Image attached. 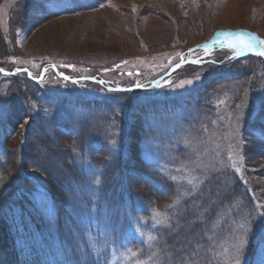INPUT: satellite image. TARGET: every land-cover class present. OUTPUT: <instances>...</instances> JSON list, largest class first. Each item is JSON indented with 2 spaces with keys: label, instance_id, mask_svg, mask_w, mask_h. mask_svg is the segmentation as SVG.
I'll list each match as a JSON object with an SVG mask.
<instances>
[{
  "label": "rangeland",
  "instance_id": "obj_1",
  "mask_svg": "<svg viewBox=\"0 0 264 264\" xmlns=\"http://www.w3.org/2000/svg\"><path fill=\"white\" fill-rule=\"evenodd\" d=\"M69 1L83 5V9L77 7V12L67 16L49 17L50 6L45 0H0V67L9 72L26 69L30 77L38 78L42 68L53 65L59 74L86 76L97 81L72 84L56 79L49 70L39 82L29 81L24 73L0 75L1 164L7 162V154L11 156V166L4 169L0 178L5 185L16 187L18 182L14 183L8 174L18 166L25 177L34 180L36 186L28 193L32 192L30 198L35 199L45 215L48 227L42 237L33 239L34 247L40 246L38 252L45 257L56 258L46 264H82L76 258L78 243L75 246L72 235L69 248H59L56 238L62 230L58 228L67 227L64 220L68 212L78 214V225L82 226L88 219L96 224L104 210L95 212L92 200L100 189L103 171L117 163L135 160V156L144 159L151 170L148 173L158 175L160 183L173 191L174 198L169 197L172 193L166 196L167 209L162 210L153 209L148 201H142V196H136L134 215L126 220L122 243L125 248L119 250L117 244L109 264H145L136 260V256L147 247L151 249V258L160 259L156 247L163 246L164 232L160 234V231L173 222L178 198L213 191L218 199L217 184L229 187L225 185L226 179L220 181L215 176L210 183L201 185L200 180L209 173L227 170L232 184L251 188L249 199L257 207L256 213L252 212V221L261 222L264 216V66L261 62L241 61L227 67L188 71V75L171 83L164 81L147 96L110 90L106 86L127 88L152 76L161 77L166 68L179 60L180 49L206 42L219 29L254 31L264 41V0L65 2ZM61 9L56 7L57 11ZM135 71L139 75L134 76ZM239 74H243L242 79L234 80ZM213 76H229L226 80L230 83L220 82L211 94L203 95L201 85ZM254 78L256 88L252 85ZM187 80H193L195 86L180 87ZM231 89L233 94L248 96L234 99L229 94ZM206 101L209 105L204 107ZM160 109L166 112H157ZM25 120L28 123L21 128ZM131 146L134 154L129 152ZM242 146L246 147V161L238 154ZM236 177L240 179L235 180ZM42 186L60 201L61 222L51 207L53 199L47 198ZM244 194L233 199V206L224 207L220 219L240 220L234 209L243 205L240 199ZM86 200H91L89 205ZM203 218L204 214L200 220ZM222 225L215 222L204 237L209 233L213 237ZM200 230L196 237L204 231ZM234 232L227 237L232 239ZM97 233L88 231V240L93 244H98L102 237V232ZM134 242L139 245L134 247ZM99 245L103 244L99 242ZM80 249L83 255L88 254V247ZM221 249L222 244L212 248L208 264H234L236 245L231 244L225 252ZM207 250L205 244L198 248L199 253ZM257 256L261 258L260 264L264 263V245Z\"/></svg>",
  "mask_w": 264,
  "mask_h": 264
},
{
  "label": "trees",
  "instance_id": "obj_2",
  "mask_svg": "<svg viewBox=\"0 0 264 264\" xmlns=\"http://www.w3.org/2000/svg\"><path fill=\"white\" fill-rule=\"evenodd\" d=\"M45 1H47V4L50 6L51 13L49 14L51 16L49 17H58L57 15L67 16L77 12V7H79V9H83V5L79 4L76 6L74 5V2L71 1ZM56 7L62 9L57 11ZM246 61L260 63V59L256 57H252ZM233 64H237V62L231 63L230 65ZM260 65L264 66V63H260ZM206 67L208 66H205L204 68ZM199 69L200 68H197L196 66H188L187 69L185 68V73L188 75V71L195 72ZM183 74L175 72L164 81L171 83L172 80L183 76ZM242 75L243 74H239L234 80L242 79ZM216 78L220 79L218 80L219 82L214 83L212 80H210L208 82L207 88H205V93L212 92L214 87H217L216 84L220 82L222 84L230 83L226 80L229 78V76L223 78L218 76ZM252 85L256 88L257 81L255 78L252 80ZM248 87H251V85ZM156 88L159 89L160 87ZM137 92L143 93L145 96L150 93L148 90H137L131 93L136 94ZM229 94L230 97H233L234 99H245L244 97L248 96L245 93L243 95L239 93L233 94L232 89ZM208 105L209 103H204V107H207ZM255 144L257 147L260 146L259 142H255ZM129 152L134 154L132 146L129 149ZM4 154L6 156L7 152ZM238 154H240L242 161H246L245 146L241 147V151ZM10 158L11 156L9 157V154H7V162L5 161L6 164L5 162L3 164L0 162V174L4 175V169L9 170L7 167L11 166V164H9ZM12 166L14 167V164H12ZM149 170L150 167L140 156H135V160L132 158L129 161L117 163L112 169L108 168V170L102 173L101 187L98 193V198H100V200L104 199L106 204L110 205L111 208H116V211L125 209V212L132 213L136 196H142V201H148L153 209H167L166 206L168 204L165 206V198H167L166 196H169L172 193L169 197L173 199V191L169 190V188L163 186V184L160 183L158 175L148 173ZM212 176L217 177L220 181L226 179L225 185L228 186L230 183L231 186L224 188L223 186L217 184V195L219 196L218 199H215L216 194H214L213 191L210 193H202L196 196L190 195L187 197V199L178 198V202H176V207L174 208V212L172 214L173 222L170 223V226H168L166 230L163 229L160 231V234L164 232L163 246H156L160 251V259L158 257L151 258V249H148L147 247L145 249H141L144 250V252L142 251L141 254H138V256H136V260L142 261L145 264H208V260L212 254V248L215 245L222 244L221 252H225L231 248V244L237 245L239 238H244L246 240L251 239V242L246 244L242 249L240 253V259L244 260V264H260L261 258L259 256L256 258V255L263 247L264 240H260V238L255 235L253 238H250L246 232L247 225L254 222L252 221V212L256 213L257 210V207L252 206V201L249 199L252 189L244 187L246 190L244 194L243 187H238V185L232 184L231 176L227 170H220L217 174H212ZM8 177H11L14 183L18 182L16 187H19L20 191L17 190L16 187L12 188V185H5L3 179L0 178V181L2 179V182H0V200L3 201L2 204H0V264H22L23 260L21 257V251H34L36 249L34 247V243H36V241L33 239L37 238L38 240V237H42V234L48 228L46 224L47 220L45 215H43L36 206L35 199L32 200L30 198L32 192L28 193L35 185L34 180L31 177H25L18 166L11 169ZM24 179L25 183L23 182ZM238 179H240V177H236L235 180ZM42 189L49 199H53L52 202L54 203L56 210L59 212L61 209L56 204L57 199L54 198L55 196H53L48 188L43 187ZM243 194L244 197L240 199V203L243 205L240 207L237 206L234 209L235 214L240 216V220L235 222V219L233 218L232 221L235 222L233 223L229 217H226L223 220L220 219V212L224 209V207L229 204L233 206V199L238 195L241 197ZM170 201L168 203H171ZM86 202L88 204L90 201L86 200ZM100 204L101 201L98 204V207ZM178 204L180 205L177 207ZM231 206H227V208ZM188 207H190V209ZM114 213L116 212L114 211ZM203 214L204 218L200 220V216ZM76 216L77 215L75 214L74 216L69 214L67 217H65V219H67V221L71 220V224H76L75 219L79 220ZM57 219L60 221L59 215L57 216ZM215 222L223 223L222 228L216 229L213 233V237L210 235V233L208 237H204V233L209 232L208 229L214 228ZM242 225L244 227H242ZM80 226L81 224H76V227H73V229L75 230L78 228L80 232ZM236 227L240 228L234 232ZM256 227L257 231H260L261 228L264 227V221L259 222L258 226L256 225ZM115 228V224L108 226V229L112 235H114ZM58 229L62 230L61 239L64 240L66 238L64 234L66 228L65 230L61 227ZM200 229H203L204 231L201 236L196 237L202 232ZM169 232L170 234L171 232L173 233L170 235L168 234ZM231 232H234L232 239L227 237V235ZM22 237H26L24 243L21 242ZM16 238H18L20 242H17ZM134 243V247L139 245L137 242ZM204 244L208 250L203 253H199L198 248L204 246ZM140 247L142 248V244H140ZM40 248L41 247L39 246L37 250ZM144 254L148 255L146 256V259L142 258L145 256ZM41 256H44V254ZM77 257H82V254H77L76 258ZM149 258H151V260H149Z\"/></svg>",
  "mask_w": 264,
  "mask_h": 264
},
{
  "label": "snow or ice",
  "instance_id": "obj_3",
  "mask_svg": "<svg viewBox=\"0 0 264 264\" xmlns=\"http://www.w3.org/2000/svg\"><path fill=\"white\" fill-rule=\"evenodd\" d=\"M103 6V4H101V7ZM245 48H250L251 44H245L244 45ZM259 55L264 56V51H261L258 53ZM65 79H67V77H65ZM197 80L199 79V77L196 78ZM185 85H191V86H195L193 80H187V81H182L180 84V87H184ZM28 121L25 120L23 124H21V128L24 127L25 124H27ZM214 179V177L209 173L207 176H205L202 180H200V184H205V183H210L212 180ZM99 181H97L98 183ZM189 183H193V181H189ZM157 215H159V213H157ZM259 221H264V216L261 217V219ZM258 224V221H255L253 223H250L247 225L246 227V232L248 233V236L250 238H253V236H258L260 238V240H264V227L261 228L260 231H257V227L256 225ZM242 227H244L242 225ZM251 239H244V238H239L238 243L236 245V258L234 261V264H242L241 260H240V253L242 251V249L245 247L246 244L250 243Z\"/></svg>",
  "mask_w": 264,
  "mask_h": 264
}]
</instances>
